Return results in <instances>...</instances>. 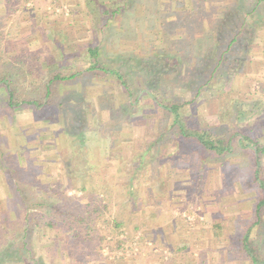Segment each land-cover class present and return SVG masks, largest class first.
Masks as SVG:
<instances>
[{"label": "rangeland", "instance_id": "rangeland-1", "mask_svg": "<svg viewBox=\"0 0 264 264\" xmlns=\"http://www.w3.org/2000/svg\"><path fill=\"white\" fill-rule=\"evenodd\" d=\"M130 1L111 18L97 4L114 10L124 0H0V81L13 96L9 107L0 85V252L21 247L28 218L40 264H253L242 240L250 227L264 257V206L254 224L264 190L251 163L264 146V7L245 26L257 23L259 34L249 51L236 44L229 54L246 55L241 70L224 60L208 80L225 47L218 12L244 0ZM192 9L205 20L188 17ZM91 49L126 89L86 72ZM174 104L188 129L230 140L233 151L178 138L161 108ZM242 136L253 149L237 148ZM257 158L264 183V153ZM50 219L58 227H45ZM14 254L4 264H32Z\"/></svg>", "mask_w": 264, "mask_h": 264}, {"label": "trees", "instance_id": "trees-1", "mask_svg": "<svg viewBox=\"0 0 264 264\" xmlns=\"http://www.w3.org/2000/svg\"><path fill=\"white\" fill-rule=\"evenodd\" d=\"M125 1V6L121 7L120 5H117V7L112 10V7L109 5V7H107L105 4H97L99 7V10L101 8V12L103 15H110V17L112 18L113 16L117 15V14H121L123 11H125L127 9V6H131L132 5V1L130 0H124ZM95 1H91V3H93ZM244 6H240L237 7L236 9H234V11L229 12V14L226 16V14H223V12H218V26H219V33H217V35L215 34L216 37V42H220L219 38L225 42V47L222 46L221 51L219 53V55L215 58V63L213 65H210L208 68L210 69V78L208 80H211L214 78V76L217 74V71L219 69V67L223 64L224 60H228L230 61V64H232L234 62V64L236 65V67H238V70L240 69L241 65L240 62L245 59L246 55L244 57H240V58H236V55L231 56L230 57V53L234 52V54L237 51V47L236 44H238L239 49L242 50L243 54H246L247 50L249 51V46L252 42V40H254L255 38H258L259 34H257L255 31V27L256 24L253 25L254 29L251 31H246L247 29H245V26L247 24V22H249L250 19V15H261L262 11H263V7H264V0H244ZM240 9V11H238ZM244 10H248L247 12L241 14V12H243ZM190 10V12H192V14L188 15V17L190 16V18L192 20H196L197 22L203 21L205 20V15L207 14L205 11L203 10ZM223 16H224V20H223ZM184 21V17L182 18ZM225 19H228V21H225ZM213 20V19H212ZM262 20V19H261ZM188 31L189 33H187L184 37V39H182L181 41L183 42V44L188 43L189 41H191L192 39V29H190V27L188 26ZM211 34V33H210ZM252 34H255V37L252 36ZM219 36V38L217 37ZM228 39L225 41L224 38ZM179 41V40H177ZM192 43V42H191ZM215 43V42H214ZM179 44V43H178ZM210 53L214 54V51H210ZM90 54H91V63H90V68L86 70V72H90L93 71L95 72V74H104L106 76H115L117 78V80H119L120 84L122 86L125 87V83H124V79L121 76V73L119 72L118 69H110V68H105V67H101L98 64L97 61V51L91 49L90 50ZM213 57V56H212ZM138 66H140V64H137ZM173 69H177L176 66H173ZM241 70V69H240ZM84 71H80L79 73H72L69 75V77H67V80L70 78H75V76H77V74H83ZM54 80H66L65 77H60L59 75L54 76L53 78ZM51 84V82L49 83ZM0 85L3 86V88H5L6 93H7V100L9 101L8 106L12 107V90L10 87L9 82L2 80L0 81ZM1 86V87H2ZM203 84H201V86L199 87L198 91H200V89L202 88ZM51 93L50 90V86L47 87V95H49ZM46 95V96H47ZM26 104H29L31 106H36L38 107V109H40L41 107H44V105H39L37 106V102L34 101H29L26 102ZM162 109L166 110L167 113L172 117V124L174 126V128L177 129V135L178 138L180 139H192L195 140L197 143H199L204 149L209 150L211 152H213L214 154L218 155V156H223L225 154H228L229 152L233 151V147L230 145V140L227 143H224L221 140H213L211 139L209 136H207L206 131H194L191 129L187 128V124L186 121L184 119H182L181 113L179 112V106L178 105H167V106H162ZM162 138V137H161ZM238 142L236 144L237 148H241L243 149L244 147L246 148H252V146H254V144H256L255 141L249 139L248 137L242 136V137H238ZM247 141L249 144V146H243V142ZM240 149V150H241ZM253 149V148H252ZM264 153V146L262 147H258L254 150L253 152V157L252 158V162L253 166L252 168L255 169L254 175H253V180L254 183L256 184L257 188L261 191L264 190V183L263 181L260 179V173H259V169H258V155ZM204 156V154H203ZM141 158H143V155L141 156ZM255 158V160H253ZM254 161V162H253ZM82 191L85 190V188H81ZM262 192V191H261ZM263 194V193H262ZM264 206V194L262 197V200L258 201L256 208H255V218H256V222L254 224H258L259 220H260V214H261V210L262 207ZM90 211V210H89ZM93 213H95L96 211H91ZM28 218L25 219V223H24V227L21 231V237L19 239V241H21V247L15 248L14 251L13 250V246L12 244H9L5 249H3L0 252V264H4V262H6L7 260H10V258L12 257V252H15L14 259L15 260H21L22 259V255L26 256L29 255L31 256V252L30 250H28L29 248V232H28ZM6 218H2V222H5ZM58 223L54 222L52 219H50V221L44 223L45 227L48 228H54V227H58ZM86 229V228H85ZM250 227L247 229L245 235L243 236V240H242V245H243V249L245 250L247 257L250 258L251 262L253 264H264V257H261L258 254V251L256 250V248L253 246V244L250 242L249 238H248V233H249ZM74 231H71V233H73ZM87 232V230H86ZM90 233V232H89ZM86 235H88V233H86ZM18 252V255L17 253ZM31 260L32 264H40L39 261L37 259H35V257H29V261Z\"/></svg>", "mask_w": 264, "mask_h": 264}]
</instances>
